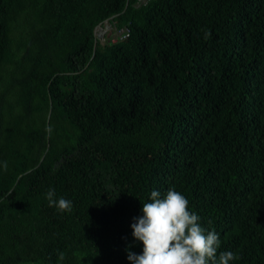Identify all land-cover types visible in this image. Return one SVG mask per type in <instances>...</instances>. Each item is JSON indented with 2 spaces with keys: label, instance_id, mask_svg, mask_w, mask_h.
<instances>
[{
  "label": "trees",
  "instance_id": "16d2710c",
  "mask_svg": "<svg viewBox=\"0 0 264 264\" xmlns=\"http://www.w3.org/2000/svg\"><path fill=\"white\" fill-rule=\"evenodd\" d=\"M169 189L264 264V0H0V264H130Z\"/></svg>",
  "mask_w": 264,
  "mask_h": 264
},
{
  "label": "clouds",
  "instance_id": "9594fccd",
  "mask_svg": "<svg viewBox=\"0 0 264 264\" xmlns=\"http://www.w3.org/2000/svg\"><path fill=\"white\" fill-rule=\"evenodd\" d=\"M2 167L7 171V161ZM46 199L49 207L62 213L72 211V201L63 197L57 200L52 188ZM142 213L134 218L131 228L133 238L143 244V252L136 255L129 251L130 264H217L219 235L201 227L200 217L189 211V201L180 192L169 189L161 198L158 191H153L151 202L143 204ZM234 259L232 252H222L218 264H230Z\"/></svg>",
  "mask_w": 264,
  "mask_h": 264
},
{
  "label": "rangeland",
  "instance_id": "374dc122",
  "mask_svg": "<svg viewBox=\"0 0 264 264\" xmlns=\"http://www.w3.org/2000/svg\"><path fill=\"white\" fill-rule=\"evenodd\" d=\"M149 0H141L142 4L147 3ZM104 31L97 32V38L100 40L101 44H106L108 42L116 43L119 39H123V32H118L114 27H109L105 24L103 26Z\"/></svg>",
  "mask_w": 264,
  "mask_h": 264
},
{
  "label": "water",
  "instance_id": "95a60500",
  "mask_svg": "<svg viewBox=\"0 0 264 264\" xmlns=\"http://www.w3.org/2000/svg\"><path fill=\"white\" fill-rule=\"evenodd\" d=\"M106 24L109 25V27H112V23H111V22L107 21ZM98 31H104V28H103L102 26H99V27L96 29V31H95V35H96V36H97V32H98Z\"/></svg>",
  "mask_w": 264,
  "mask_h": 264
}]
</instances>
